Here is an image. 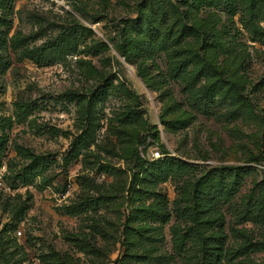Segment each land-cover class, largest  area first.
Returning <instances> with one entry per match:
<instances>
[{"label": "rangeland", "instance_id": "rangeland-1", "mask_svg": "<svg viewBox=\"0 0 264 264\" xmlns=\"http://www.w3.org/2000/svg\"><path fill=\"white\" fill-rule=\"evenodd\" d=\"M0 19V264H196L222 236L264 264V0H12ZM166 152L195 172L143 184Z\"/></svg>", "mask_w": 264, "mask_h": 264}, {"label": "trees", "instance_id": "trees-1", "mask_svg": "<svg viewBox=\"0 0 264 264\" xmlns=\"http://www.w3.org/2000/svg\"><path fill=\"white\" fill-rule=\"evenodd\" d=\"M12 5V0H0V10L6 11ZM3 17V16H1ZM5 19H0V50L5 49L7 46V37L8 32L1 29V26H4ZM2 64V61H0ZM5 64V63H4ZM8 65H5L7 67ZM90 137L85 136L81 141L82 143H91L93 142ZM86 146V145H85ZM143 184L147 186H157L168 180H177L184 178L193 174L196 170V167L181 160L180 158L171 156L166 152V156L161 159H156L151 162L145 163L143 169ZM260 192L263 194V198L260 200V205L252 207L249 210V214L253 220L259 222L261 219H264V182L258 185ZM208 193H201V200L204 203L203 208H211L214 203L217 202L218 194L213 187H209ZM82 205L85 206V210H96L101 202H104V199L101 197L94 198L82 197ZM254 217V218H253ZM167 215H164L163 222L167 221ZM96 235L94 239L96 240ZM256 250L264 251V242L256 243ZM249 249L244 251H235L230 249L227 246V239L221 237L219 239L211 240L206 243L204 246V252L201 257L196 260V264H252L249 258V263L247 261L241 262L240 258L248 252ZM138 260H143L142 257L138 256Z\"/></svg>", "mask_w": 264, "mask_h": 264}, {"label": "built area", "instance_id": "built-area-1", "mask_svg": "<svg viewBox=\"0 0 264 264\" xmlns=\"http://www.w3.org/2000/svg\"><path fill=\"white\" fill-rule=\"evenodd\" d=\"M155 156H156V158H158L160 156V153L159 152H156L155 153Z\"/></svg>", "mask_w": 264, "mask_h": 264}]
</instances>
